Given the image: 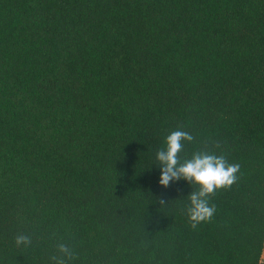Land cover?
I'll use <instances>...</instances> for the list:
<instances>
[{
	"label": "trees",
	"instance_id": "16d2710c",
	"mask_svg": "<svg viewBox=\"0 0 264 264\" xmlns=\"http://www.w3.org/2000/svg\"><path fill=\"white\" fill-rule=\"evenodd\" d=\"M237 180L192 228L156 153ZM18 235L30 237L17 246ZM260 264L264 0H0V264Z\"/></svg>",
	"mask_w": 264,
	"mask_h": 264
},
{
	"label": "clouds",
	"instance_id": "9594fccd",
	"mask_svg": "<svg viewBox=\"0 0 264 264\" xmlns=\"http://www.w3.org/2000/svg\"><path fill=\"white\" fill-rule=\"evenodd\" d=\"M192 135L183 130L171 131L164 140V147L156 153V161L160 169L159 185L167 188L171 182L186 181L190 186L196 188L188 196L189 206L187 216L192 228L200 222L208 221L215 213V206L209 204L211 196L221 188L227 189L237 180L236 173L239 164H230L223 155L198 152L189 160L179 162L178 154L183 149V142H191ZM17 246H28L31 239L25 235L15 238ZM59 257L52 256L55 264H68L74 260L73 250L66 244L57 246ZM264 264V256L261 257Z\"/></svg>",
	"mask_w": 264,
	"mask_h": 264
},
{
	"label": "crops",
	"instance_id": "0c3cea01",
	"mask_svg": "<svg viewBox=\"0 0 264 264\" xmlns=\"http://www.w3.org/2000/svg\"><path fill=\"white\" fill-rule=\"evenodd\" d=\"M262 256H264V249H263V253H262L261 257H262ZM261 264H262V263H261Z\"/></svg>",
	"mask_w": 264,
	"mask_h": 264
},
{
	"label": "built area",
	"instance_id": "2783aa9c",
	"mask_svg": "<svg viewBox=\"0 0 264 264\" xmlns=\"http://www.w3.org/2000/svg\"><path fill=\"white\" fill-rule=\"evenodd\" d=\"M260 264L262 263V261H261V259H260V262H259Z\"/></svg>",
	"mask_w": 264,
	"mask_h": 264
}]
</instances>
